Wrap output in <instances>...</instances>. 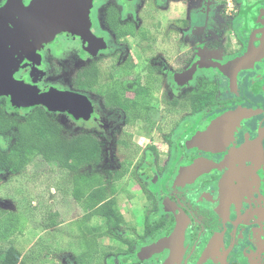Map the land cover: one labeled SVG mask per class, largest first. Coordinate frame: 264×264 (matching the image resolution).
I'll return each instance as SVG.
<instances>
[{"label":"flooded vegetation","instance_id":"flooded-vegetation-1","mask_svg":"<svg viewBox=\"0 0 264 264\" xmlns=\"http://www.w3.org/2000/svg\"><path fill=\"white\" fill-rule=\"evenodd\" d=\"M133 1L128 0L126 6V1L121 0L125 8ZM224 1L225 14L236 13ZM37 2L0 0V60H3L0 81L8 80V69H12L14 81L10 90L0 94V100L8 97L9 105L18 112L46 106L44 103L28 107L14 105L15 89L22 90L16 94L19 99L28 96V89L20 84L30 86L29 90L35 89L38 96L51 88L78 95L92 109L88 116L78 118L83 110L64 108L70 109L78 119L95 117L101 136L108 141L109 134L115 133L128 116L130 125L142 113L143 126L148 128L151 114L156 112L146 104L153 98V86L160 85L161 81H198L184 96L187 123L179 122L174 138H163L162 145L170 156L161 162L159 147L153 143L142 149L145 167L140 175L149 180L151 186L148 191L143 185L139 187L148 206L145 214L149 217V231L144 234L143 219L142 235H136L134 229L129 238L131 253L123 258L134 254L142 264H264V28L261 25L264 0H231L240 8L235 35L225 34L222 45L208 44L200 49L185 71L181 46H176L174 56L168 54L167 48L152 46L148 30L135 32V22L121 25L115 5L107 3L102 8L100 0H92L89 30L104 46L93 48L92 43L80 36L61 32L36 50L37 65L28 59L30 42L24 35L26 20ZM249 13H252L250 17ZM109 18L114 19L117 31L112 30ZM249 21L257 28L250 29ZM127 25L133 27L136 34L119 36L118 28ZM171 32L179 38L177 27L176 32ZM108 33L114 41L137 37L142 44L130 47L125 56L113 54L111 58L103 54L109 51ZM166 38L169 37L166 35ZM78 47L85 52H99L98 57L79 66V63H70V87L60 88L53 82L57 81V68L65 59L70 62ZM47 53L54 59L46 60ZM238 60L244 67L229 68L225 73L210 66L212 63L234 64ZM78 80L93 82L89 88L80 90L74 86V81ZM0 106H3L1 102ZM242 112L244 116L237 115ZM221 119L228 122L218 131L215 142L191 146L192 138ZM105 143L100 144L105 146ZM193 164L202 166L199 172L193 178L178 179L179 173ZM152 188L155 191H151ZM176 229L178 236L169 243ZM162 240L165 241L162 248H154L150 255L139 259L141 249Z\"/></svg>","mask_w":264,"mask_h":264},{"label":"rangeland","instance_id":"rangeland-1","mask_svg":"<svg viewBox=\"0 0 264 264\" xmlns=\"http://www.w3.org/2000/svg\"><path fill=\"white\" fill-rule=\"evenodd\" d=\"M125 1L126 4L123 3L127 6L128 0ZM100 3L102 8L107 3L115 5L121 17V25L135 22V32L148 30L152 46L167 48L166 51L171 56H174L176 46H181L184 71L189 68L191 60L200 49L208 44L222 45L226 39L225 34L233 37L240 15V8L233 5L231 0L229 7L236 10V13L228 11V15L225 14L227 7L224 0H134L126 8L121 0H100ZM252 13H249V17ZM248 26L250 29L257 28L250 21ZM176 27L179 38H175L171 32H176ZM166 35L169 38L165 39ZM207 35L209 39L206 38ZM106 41L109 51H104L103 54L111 58L113 54L125 56L130 47L142 44L137 37L114 41L110 33L106 35ZM98 54L99 52H85L82 47H78L70 62L66 59L60 62L57 81L53 82L60 88H69L68 79L72 71L70 63H79V66L85 61H96ZM52 59V54L47 53L46 60ZM175 65L173 61V71ZM197 83L198 81H161L160 85L153 86V98L146 104L151 105L156 112H152L148 128L143 126L142 113L130 125L127 123L130 120L128 116L125 123L124 119L121 121L115 133L109 134L108 141L101 136L95 117L78 119L68 108L36 106L54 116L56 122L64 128L65 136L90 134L99 143L106 141L105 146L100 144V149L109 167L113 168L117 163L126 165V174L115 185V199L123 218V223L120 224L122 231L133 228L136 235H142L145 209L148 206L139 186L143 185L147 191L151 186L150 181L140 175L145 167L142 149L144 145L153 143L159 147L161 162L170 156L162 145L163 138H174L179 122L187 123L189 116L186 114L188 107L184 96ZM88 98L95 101L92 96ZM0 102L7 113L19 116L27 114L11 108L6 96ZM8 144L6 137H0L1 151H6ZM151 191L155 190L152 188ZM152 194L155 195V192ZM0 209L14 212L20 218L13 233H5L0 227V249L13 245L21 253L19 264H76V257L82 248L81 235L86 233L87 228L96 229V233L104 231L108 223L100 216H93L88 223H84L85 214L72 197V178L69 172L59 166L44 164L38 157L21 173L0 172ZM51 220L55 222L54 225ZM109 227L115 230L112 222ZM131 250L117 239L104 237L97 240V254L87 258L83 264H118Z\"/></svg>","mask_w":264,"mask_h":264},{"label":"trees","instance_id":"trees-1","mask_svg":"<svg viewBox=\"0 0 264 264\" xmlns=\"http://www.w3.org/2000/svg\"><path fill=\"white\" fill-rule=\"evenodd\" d=\"M114 19L109 18V22L115 32ZM117 33L119 36L136 34L130 25L119 27ZM92 82L78 80L74 81V86L84 90ZM22 112L27 114L19 116L7 113L0 106V137H6L9 141L7 150H0V172L21 173L35 157L40 158L44 164L59 166L69 172L72 178V197L85 214L83 222L88 223L93 216L104 217L108 221L107 228L99 233H96V229L86 227V233L81 235L82 248L76 257V264H83L87 258L97 254V240L104 237L117 239L127 248H132L129 238L134 229L126 228L122 231L120 224L123 218L115 199V185L126 174V165L119 163L113 168L109 167L101 155L100 143L95 136H65L64 128L43 108L23 109ZM19 222L17 214L0 209V227L5 233H13ZM111 222L115 230L109 227ZM148 222L149 217L145 214L144 234L149 231ZM54 223L51 220V224ZM20 260L21 253L13 245L0 249V264H19ZM118 264L142 262L136 260L133 254L132 257L122 258Z\"/></svg>","mask_w":264,"mask_h":264},{"label":"water","instance_id":"water-1","mask_svg":"<svg viewBox=\"0 0 264 264\" xmlns=\"http://www.w3.org/2000/svg\"><path fill=\"white\" fill-rule=\"evenodd\" d=\"M91 3L92 0H38L34 6L33 12L29 16L28 20H26L27 32L24 35L26 40L30 42V48L27 52H29L28 54L31 56H28V59L38 65L39 56L36 54V50L39 49L41 44L51 42L54 37L61 32L80 36L89 44L92 43L93 48L103 47L104 42L101 39L95 38L89 30V10ZM249 10L250 8L248 11ZM246 13L247 12H245V15ZM261 25L264 28V19L262 20ZM32 56H35L36 59ZM2 61L0 60L1 70H3ZM210 66L218 67L224 73L227 72L229 68L241 69L244 67L240 60L236 61L234 64H225L220 66L217 63H212ZM11 70L12 69H8V80L0 81V94L10 90L12 83H14L11 79ZM20 85L28 89L29 92L25 99H19L16 94L22 90L20 88L15 89L12 97L13 104L16 106L28 107L33 105V103H44L47 108L58 106L60 108L70 107L74 110L81 109L83 112L77 116L78 118L88 116L92 110L91 107L78 95L51 88L47 93L38 96L35 89L29 90L32 89L30 86H25L23 84ZM237 115L244 116V112ZM227 122V119H221L212 123L207 128L206 132L196 135L191 139V146L215 142L217 140L216 136L218 131H220L227 124ZM201 167L202 166L200 164L190 165L179 173L178 179H181L182 177L193 178L192 176H195ZM177 236L178 234L176 229L170 237L169 243ZM164 243L165 241L162 240L151 247L141 249L138 254L139 259H143L145 256L150 255L154 252V248L159 250L162 248Z\"/></svg>","mask_w":264,"mask_h":264},{"label":"built area","instance_id":"built-area-1","mask_svg":"<svg viewBox=\"0 0 264 264\" xmlns=\"http://www.w3.org/2000/svg\"><path fill=\"white\" fill-rule=\"evenodd\" d=\"M229 1H230V0H226V2H227L228 5H230Z\"/></svg>","mask_w":264,"mask_h":264}]
</instances>
